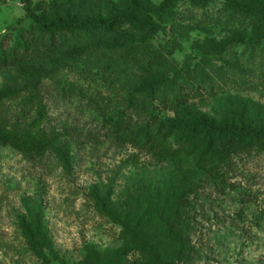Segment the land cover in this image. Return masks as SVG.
Returning a JSON list of instances; mask_svg holds the SVG:
<instances>
[{
  "label": "rangeland",
  "instance_id": "rangeland-1",
  "mask_svg": "<svg viewBox=\"0 0 264 264\" xmlns=\"http://www.w3.org/2000/svg\"><path fill=\"white\" fill-rule=\"evenodd\" d=\"M32 1L48 19L132 16L136 29L124 26L134 34L125 41L139 47L136 62L144 60L149 72L135 65L129 76L137 83L165 81L154 99L160 118L192 106L215 122L235 120L241 112L245 126L264 128V13L247 14L264 7V0ZM232 5L253 8L237 13ZM146 9L152 17L147 23ZM41 37L38 45H24ZM94 38L97 46L104 41ZM72 41L64 51L54 49L20 0H0V54L8 60L0 65V111L9 109L34 139L50 143L36 161L0 147V264H100L118 257L143 264L145 254L134 249L132 237L156 250L158 264H264V152L254 159L219 156L210 166L195 167L157 155L165 149L162 142L179 147L159 123L151 124V146L132 139L117 144L91 119H79L74 106L47 108L46 84L67 83V91L77 85L78 92L80 75L89 79L83 70L93 67L84 61L105 62L95 48L74 44L90 40ZM122 79L105 87L106 94L135 89L137 83ZM73 99L64 105H74ZM39 217L43 221L36 223ZM33 225L36 237L53 243L56 257L27 238Z\"/></svg>",
  "mask_w": 264,
  "mask_h": 264
},
{
  "label": "trees",
  "instance_id": "trees-1",
  "mask_svg": "<svg viewBox=\"0 0 264 264\" xmlns=\"http://www.w3.org/2000/svg\"><path fill=\"white\" fill-rule=\"evenodd\" d=\"M20 3L23 4L25 15L32 19L39 33L49 36L52 42L51 46H54V49L58 46L64 51L63 48L68 42L70 43L74 39L84 37L90 41H79L74 44L80 49L85 48L86 51H91L95 48L99 52L100 58L105 60L103 62L94 58L92 61L91 59L84 61L86 63L85 65L93 62V67L83 70L84 74L85 72L88 74L90 80L84 75H80L82 84L78 92L75 91L77 85H71L69 88L70 91H67V83L65 85L64 82L58 81L55 83L50 81L49 84H46L41 90L51 93V99H49L50 105L47 108L50 106L51 110L55 111L58 108L65 109L74 106L79 119L80 117L83 119H91L94 123L93 127L98 132L103 133V135L115 141L117 144H124L126 140L132 139L143 141L146 145L151 146V141L148 140L151 124L153 122L159 123L158 127H162L160 130L164 131L162 133L165 137L168 136L170 139L174 137L177 143H179V145L177 144L179 147L172 150L169 147V143L162 142L161 147L165 149L160 150L157 155L168 160H177V162L190 161L195 167L202 168V164L204 167L210 166L215 158H220L219 156H222L221 158L225 157V160H231L240 157L254 159L263 155L264 128H250L245 126V115L241 112L235 120L222 119L215 122L206 113L197 111L192 106H184L177 112L176 117L160 118V109L154 104V99L157 96L158 90L164 86L165 81L158 83V81L150 82L147 80L146 83H137V81L132 80L129 76V71L135 65L138 66L137 69L139 68L144 73L149 72L147 67L143 65L145 63L144 60L141 63L142 68L136 62L135 58L138 56V51L136 52L135 49L139 47L134 45L130 46L125 41L126 35L133 34L131 29H136L135 23L137 21L132 16L114 13L106 17L105 20L88 16L85 18L78 16L66 17L64 20L61 18L48 19L45 14L38 12L32 0H20ZM260 7L259 10L251 11V13L247 12L253 7L234 5L230 9L237 13H247L253 17L257 14L264 13V7L262 5ZM144 13L146 15L145 22L147 23L152 17L149 15V10L146 9ZM124 26H129L131 29H125ZM96 35L102 36L104 40L102 43L98 42L99 46L95 43L94 37ZM41 39L43 37L40 40L33 39L30 41V44L24 43V45L29 47L38 45ZM117 52L121 54L110 57L111 54ZM3 53L0 54L1 66L7 65L8 62ZM95 62H98V64L94 65ZM120 76L123 77L122 81H124V84L128 82L137 83L135 89L124 96L117 95L118 92H123L122 90L112 91V93L107 95L108 90L104 91V88L116 87ZM92 84L97 85L99 89L97 94L92 92ZM85 86L87 89H85ZM91 93L94 97H92ZM73 97L76 98L74 105H64L68 101L74 102ZM112 99L114 100L112 101ZM44 107L45 105H43ZM10 112L7 108H3L0 111V147L21 150L26 158L32 161H36L37 158L47 155L46 149L48 148L47 144H50L49 141L34 139L27 132V127H22V123L17 118L11 117ZM128 127H132V129L129 130L127 129ZM64 128L67 129L68 126ZM75 129L78 132L76 126ZM257 149L260 151L258 154L254 153ZM176 156H178V159L175 158ZM216 161L220 165L227 164L224 161ZM42 221V217H39L36 223ZM36 228L37 226L33 225L32 232L26 235L27 238L33 243L35 248H39L41 242L42 247H46L56 257L57 252L53 248V243H51L47 236H43L42 240L36 237L37 234L34 233ZM130 241L138 245L137 248H134V245H132L134 249H137V251L141 249L144 252L143 264H153V261L154 264H158L156 257L153 255L156 250L149 249L147 241L137 238L133 239V237L130 238ZM98 262L100 264H128L119 257L114 261L103 258ZM47 264H51L50 261Z\"/></svg>",
  "mask_w": 264,
  "mask_h": 264
}]
</instances>
